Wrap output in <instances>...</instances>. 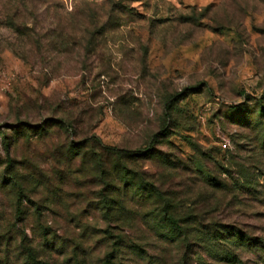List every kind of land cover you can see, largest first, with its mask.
Returning <instances> with one entry per match:
<instances>
[{"label":"rangeland","instance_id":"rangeland-1","mask_svg":"<svg viewBox=\"0 0 264 264\" xmlns=\"http://www.w3.org/2000/svg\"><path fill=\"white\" fill-rule=\"evenodd\" d=\"M255 244L264 0H0V264H264Z\"/></svg>","mask_w":264,"mask_h":264},{"label":"trees","instance_id":"trees-1","mask_svg":"<svg viewBox=\"0 0 264 264\" xmlns=\"http://www.w3.org/2000/svg\"><path fill=\"white\" fill-rule=\"evenodd\" d=\"M260 108H261V111H262L263 107L261 106ZM97 145L102 149L103 153H106L109 157L118 158L119 160H121L123 158H128V157L134 158L136 156H142V155L145 156V155H147V152L149 151V150H139V152L137 153V152L126 150V149H119V148H115V147H111V146H106V145L102 144L100 141H97ZM101 161H102L101 158H97L96 164H97V168L102 171L103 170V163ZM116 168H118V166ZM165 218H166L165 220H166V222H167V224L169 226H171L173 228L177 227V220L173 216L166 215ZM232 236H234L233 233H232ZM237 238L238 239L234 240V241L238 242L239 239L241 241V238L239 236H237ZM246 240L253 241L254 239L247 238ZM258 243H260V242L258 241ZM241 244H242V242H240V245ZM257 247L264 248V246H262L260 244H255V248L257 250H260V248H257ZM226 258L230 262H235L236 261V260H234L235 258H234L233 255L226 254Z\"/></svg>","mask_w":264,"mask_h":264}]
</instances>
